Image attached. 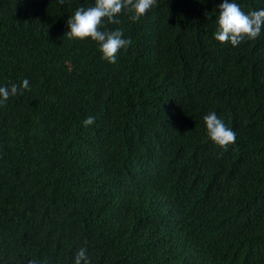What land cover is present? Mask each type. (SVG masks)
<instances>
[{"label": "trees", "instance_id": "obj_1", "mask_svg": "<svg viewBox=\"0 0 264 264\" xmlns=\"http://www.w3.org/2000/svg\"><path fill=\"white\" fill-rule=\"evenodd\" d=\"M222 2L105 18L131 41L110 64L65 36L95 0H0V87L29 81L0 104V264H264V28L216 41Z\"/></svg>", "mask_w": 264, "mask_h": 264}, {"label": "clouds", "instance_id": "obj_2", "mask_svg": "<svg viewBox=\"0 0 264 264\" xmlns=\"http://www.w3.org/2000/svg\"><path fill=\"white\" fill-rule=\"evenodd\" d=\"M63 4L64 0H58ZM156 0H95L92 7H80L74 16L67 21L68 31L65 33L69 39L85 40L90 38L100 45L102 58L110 64H115L117 53L131 44L128 39H123V32L119 29L114 31H102L100 26L106 18L109 23H119L118 16L122 12H130L129 19L139 21L154 5ZM218 29L214 39L218 42H229L233 47L240 45L246 40L256 39L264 28V9L251 11L245 14L234 0H223L219 5ZM29 89V81L24 79L22 84H13L11 87H0V104L8 101L10 96L17 95L18 91ZM207 134L211 141L221 149L236 141V133L228 128L224 121L218 118L213 111L203 117ZM95 117L89 116L84 121L85 127L93 125ZM87 250L80 249L74 257V264H90L86 254ZM27 264H37V260L27 261Z\"/></svg>", "mask_w": 264, "mask_h": 264}]
</instances>
